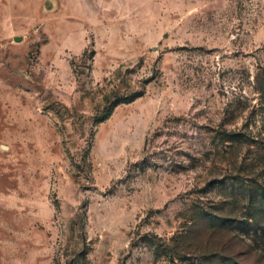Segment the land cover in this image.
Here are the masks:
<instances>
[{"label": "rangeland", "instance_id": "rangeland-1", "mask_svg": "<svg viewBox=\"0 0 264 264\" xmlns=\"http://www.w3.org/2000/svg\"><path fill=\"white\" fill-rule=\"evenodd\" d=\"M260 208L264 0H0V264H264Z\"/></svg>", "mask_w": 264, "mask_h": 264}, {"label": "trees", "instance_id": "trees-1", "mask_svg": "<svg viewBox=\"0 0 264 264\" xmlns=\"http://www.w3.org/2000/svg\"><path fill=\"white\" fill-rule=\"evenodd\" d=\"M134 99L135 98L133 97H125V98L123 97L122 99H118L116 102L112 104V107L110 108V110H108L106 115L103 118L99 119L98 122L100 123L106 120L112 114V108L117 107L120 104L131 103L133 102ZM241 139H242V136L239 134H228V135H225L224 137V141L226 142H239ZM258 211L259 212L253 213L251 215L253 219L252 221L253 224H248L247 222H241L239 229L242 231L244 230L248 233L254 232L255 236H258V233L260 232L261 233L260 238L264 242V211H262L261 208ZM244 224H247V226H244Z\"/></svg>", "mask_w": 264, "mask_h": 264}]
</instances>
